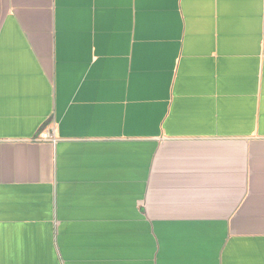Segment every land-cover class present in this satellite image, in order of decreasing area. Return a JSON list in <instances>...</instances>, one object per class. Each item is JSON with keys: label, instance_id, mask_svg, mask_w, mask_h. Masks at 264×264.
<instances>
[{"label": "crops", "instance_id": "1", "mask_svg": "<svg viewBox=\"0 0 264 264\" xmlns=\"http://www.w3.org/2000/svg\"><path fill=\"white\" fill-rule=\"evenodd\" d=\"M0 264H264V0H0Z\"/></svg>", "mask_w": 264, "mask_h": 264}, {"label": "built area", "instance_id": "2", "mask_svg": "<svg viewBox=\"0 0 264 264\" xmlns=\"http://www.w3.org/2000/svg\"><path fill=\"white\" fill-rule=\"evenodd\" d=\"M54 135L47 130L43 131L36 141L54 142Z\"/></svg>", "mask_w": 264, "mask_h": 264}]
</instances>
